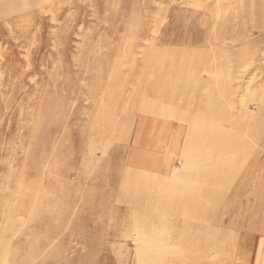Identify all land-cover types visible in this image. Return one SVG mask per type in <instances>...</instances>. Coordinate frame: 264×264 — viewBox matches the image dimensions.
I'll return each instance as SVG.
<instances>
[{
    "label": "rangeland",
    "instance_id": "374dc122",
    "mask_svg": "<svg viewBox=\"0 0 264 264\" xmlns=\"http://www.w3.org/2000/svg\"><path fill=\"white\" fill-rule=\"evenodd\" d=\"M0 264H264V0H0Z\"/></svg>",
    "mask_w": 264,
    "mask_h": 264
},
{
    "label": "bare ground",
    "instance_id": "6f19581e",
    "mask_svg": "<svg viewBox=\"0 0 264 264\" xmlns=\"http://www.w3.org/2000/svg\"><path fill=\"white\" fill-rule=\"evenodd\" d=\"M190 191H192V187H191L190 189H188V188H184V187H183V189H182V192L185 193L186 197H188V196L190 195V194L188 193V192H190ZM170 196H173V197H174V195H173L172 192H169V197H170Z\"/></svg>",
    "mask_w": 264,
    "mask_h": 264
}]
</instances>
